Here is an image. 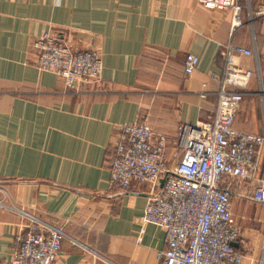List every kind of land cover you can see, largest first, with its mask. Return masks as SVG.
<instances>
[{
    "label": "crops",
    "instance_id": "0c3cea01",
    "mask_svg": "<svg viewBox=\"0 0 264 264\" xmlns=\"http://www.w3.org/2000/svg\"><path fill=\"white\" fill-rule=\"evenodd\" d=\"M240 1L243 23L233 28L230 11L197 0H0V264L13 261L25 215L65 232L55 264H161L165 232L144 221L157 183L110 187L119 127L150 124L170 139L172 162L178 125L214 115L219 84L210 76L222 74L230 42L253 51L240 64L255 72L234 128L264 135V16H256L264 0ZM47 31L97 49L101 80L65 91L55 74L40 72L32 44ZM189 53L199 59L190 76ZM258 166L264 179V147ZM252 189L230 188L243 239L234 247L241 264H264V204Z\"/></svg>",
    "mask_w": 264,
    "mask_h": 264
},
{
    "label": "built area",
    "instance_id": "2783aa9c",
    "mask_svg": "<svg viewBox=\"0 0 264 264\" xmlns=\"http://www.w3.org/2000/svg\"><path fill=\"white\" fill-rule=\"evenodd\" d=\"M197 2L207 9L230 11L233 28L243 23L240 0ZM256 16H264V6ZM32 50V64L40 72L55 74L65 91L101 80L103 63L95 48L77 49L56 32L47 31L34 39ZM220 55L223 72L210 76L219 84L214 115L207 121L178 125L172 162L165 161L170 139L150 124L135 121L119 127L110 187L126 190L133 182L155 184L166 177L164 186L149 196L144 215L145 222L165 232L166 248L158 253L161 264H241L243 254L234 247L243 239L231 211L232 183L249 184L252 199L264 204V179L256 177L264 135L234 128L237 111L255 77L240 61L253 56V51L229 42ZM198 62L197 56L187 54L184 73L194 74ZM203 87L202 99L207 96L206 84ZM25 216L30 222L16 237L19 248L11 264H55L65 232Z\"/></svg>",
    "mask_w": 264,
    "mask_h": 264
},
{
    "label": "water",
    "instance_id": "95a60500",
    "mask_svg": "<svg viewBox=\"0 0 264 264\" xmlns=\"http://www.w3.org/2000/svg\"><path fill=\"white\" fill-rule=\"evenodd\" d=\"M165 182H166V177L160 179V180L158 181V183H157L158 187H159V188H162V187L164 186Z\"/></svg>",
    "mask_w": 264,
    "mask_h": 264
},
{
    "label": "rangeland",
    "instance_id": "374dc122",
    "mask_svg": "<svg viewBox=\"0 0 264 264\" xmlns=\"http://www.w3.org/2000/svg\"><path fill=\"white\" fill-rule=\"evenodd\" d=\"M263 95V94H262ZM264 97V96H263Z\"/></svg>",
    "mask_w": 264,
    "mask_h": 264
}]
</instances>
